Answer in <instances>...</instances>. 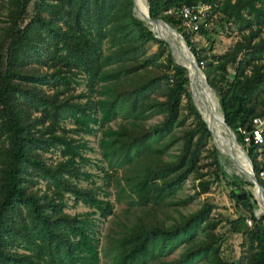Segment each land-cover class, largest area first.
Masks as SVG:
<instances>
[{"label": "trees", "instance_id": "obj_1", "mask_svg": "<svg viewBox=\"0 0 264 264\" xmlns=\"http://www.w3.org/2000/svg\"><path fill=\"white\" fill-rule=\"evenodd\" d=\"M31 1L0 0V264H99L91 213L64 211L65 197L103 218L112 204L79 184L86 176L80 167L85 145L60 126L67 119L85 132H91L89 123L99 125L100 153L114 173L123 172L138 208L112 239L106 264H264V214L256 219L250 203L245 210L251 226L243 216L227 221L228 230L244 240L235 263L219 254L208 202L165 221L164 209L175 204L172 197L189 174L196 178L194 195L208 190L198 168L210 134L191 102L186 69L169 50L162 55L165 43L132 16L131 0H34L28 16ZM145 1L151 18L164 20L185 40L256 175L255 147L243 145L239 130L263 113L264 0ZM198 2L241 32L230 51L212 60L167 12ZM198 33L205 35L206 28L200 25ZM149 41L156 50L142 53ZM76 73L84 75L86 93H67ZM181 96L193 123L182 129L179 151L165 159L172 144L166 138L181 125ZM157 113L161 120L145 125ZM56 147L60 158L48 162L44 154ZM210 154L214 172L224 175L215 148ZM35 178L44 181L42 190L33 188ZM226 183L234 186L236 202L238 185L252 186L247 180ZM179 247L176 257L165 259Z\"/></svg>", "mask_w": 264, "mask_h": 264}, {"label": "rangeland", "instance_id": "obj_2", "mask_svg": "<svg viewBox=\"0 0 264 264\" xmlns=\"http://www.w3.org/2000/svg\"><path fill=\"white\" fill-rule=\"evenodd\" d=\"M33 1L34 0H32L27 6L28 16L32 13ZM139 3L143 8V1L139 0ZM167 12L171 13L169 11ZM204 19V27L206 28L207 33L205 35L196 33L193 35V38L197 47H200V53L204 55L205 58L212 60L213 57L215 58L216 56L230 51L235 41L240 39L241 32H239L236 25L230 21H218L216 11H213L212 9H209L205 14ZM158 37L160 36L158 35ZM106 45L105 42L102 44V50L104 53L107 52ZM156 48L157 44L149 41L143 46L141 52L149 54L154 52ZM166 49L169 50L168 45L165 43V46L161 48L163 56L166 53ZM69 87L71 88L67 91L69 94L74 95L80 92L86 93L84 75L82 73H76L71 78ZM186 88L189 91L188 85ZM161 117L162 114L160 113L151 115L146 119L145 125L154 124L160 121ZM179 120L181 121V125L176 127L172 134L170 136L168 135L166 138V141L172 140V144L164 155L165 159L173 158L174 154L179 151L181 144L179 136L181 131L183 128L192 126L193 123L192 116L189 115L185 109L184 96H181ZM114 124V122H110L111 126H114ZM60 126L66 129L68 135H71L76 141L85 145L81 148V155L85 159L80 163V167L82 171L86 173V176L80 178L79 184L86 187H93L99 198L108 200L112 204V213L103 218L100 217L98 212L93 208H89L82 203L73 204L70 196L65 197L66 204L64 211L70 214L84 212L91 213L88 214V217L90 218L93 231L98 239L99 264H106L109 261L112 250V239L121 233L123 226L128 224V220H131L132 216L138 212V208L131 203L128 197V190L125 188L126 186H124L122 178L123 172L118 170L114 173V171L108 167L106 160L100 153L98 140L101 136V128L99 125L89 123L91 132H85L74 128L73 121L67 119L61 122ZM212 147L215 148L211 137H209L205 142L204 149H200L199 152L198 169L203 173L202 179H205L208 182V190L205 193L194 195L196 178L194 174H189L172 197V201H174L175 204L169 205L164 209V213H166L164 217L166 219L165 221H168L173 217H178L180 214L192 212L199 208L203 202H208L211 206L210 218L217 221L214 232L218 235L219 254L224 260L230 263H235L240 256L243 248L241 245L244 240L240 234L232 233L228 230L227 221L234 219L237 216H243L246 225L251 226L252 222L249 215L252 214L258 219L262 213L253 194L252 186L239 184V189L236 190V193H244L245 197L243 199L251 204L252 211L250 214L245 208L241 207L240 199L242 198L237 199L238 201L236 202L231 197V190L234 186L228 185L226 181L232 179L238 184V182H242L246 179L242 178L239 174L237 175L233 160L230 159L229 161L224 156H221L216 148L218 163L222 172L225 174L223 175L221 172L215 173V166L211 163L212 157L210 149ZM44 156L47 157L48 162L51 160H58L60 158L59 148H52L51 151L45 153ZM120 184L124 186L123 191L120 190ZM33 188L42 190L44 188V181L35 178ZM181 250V247L177 248L171 254L166 256L165 259L176 257Z\"/></svg>", "mask_w": 264, "mask_h": 264}, {"label": "bare ground", "instance_id": "obj_3", "mask_svg": "<svg viewBox=\"0 0 264 264\" xmlns=\"http://www.w3.org/2000/svg\"><path fill=\"white\" fill-rule=\"evenodd\" d=\"M142 1L144 3V9L140 6L139 0H134V10L136 16L142 17L147 13L146 1ZM145 22L150 26L151 29L146 25ZM145 22H143V24L149 30H152L156 34L157 38L161 37L162 40L168 42L169 45L174 47L175 51L174 35L169 29L156 22ZM158 35L160 37H158ZM175 55L176 61L180 64L185 65L187 68V72H189V87L191 95L195 105L199 109V112L201 113L211 130L212 143L217 148L219 154L227 158L229 161L230 159L233 160L235 172L237 173V175L239 174L242 178L245 179L247 174L246 172L248 170V164L244 157V153L241 148L232 141V138L223 127L217 102L215 101L213 93L204 85L202 75L199 69L196 67L194 59L187 53H185L184 56H179L177 52Z\"/></svg>", "mask_w": 264, "mask_h": 264}, {"label": "built area", "instance_id": "obj_4", "mask_svg": "<svg viewBox=\"0 0 264 264\" xmlns=\"http://www.w3.org/2000/svg\"><path fill=\"white\" fill-rule=\"evenodd\" d=\"M209 9V5L198 2L194 6L182 5L178 8L169 10V12L180 19L182 28L190 34L189 41L193 42L195 41L193 35L198 33L199 26L205 25L204 17ZM239 133L245 147L250 144L255 147L257 168L256 175L254 176L257 181L264 182V107L261 115L251 119V127L248 130H239ZM262 191L264 193L263 187Z\"/></svg>", "mask_w": 264, "mask_h": 264}, {"label": "water", "instance_id": "obj_5", "mask_svg": "<svg viewBox=\"0 0 264 264\" xmlns=\"http://www.w3.org/2000/svg\"><path fill=\"white\" fill-rule=\"evenodd\" d=\"M131 3H132V6H131V13H132V16L135 17L136 19L142 21V22H145V21H151V22H156V23H159L161 24L163 27L169 29L173 35H174V46H175V51H174V47H172L171 45L168 44V42H166L165 40H162L160 38H158L159 40L163 41L164 43H166L168 45V48H169V53L171 55V57L176 61V53L178 52L179 56H184L185 53L189 54L193 59V55L192 53L190 52L189 50V47L186 45V42L185 40L183 39V37L180 35L179 32H177L175 29H173L170 25H168L164 20L160 19V18H151L148 14V10H147V13L145 16H136L135 15V5H134V0H131ZM146 8H147V3H146ZM151 31V30H150ZM152 32V31H151ZM153 34V33H152ZM154 36V34H153ZM156 37V36H154ZM157 38V37H156ZM195 61V59H194ZM177 64L181 65L182 67H184L186 69V76H187V80H188V83H189V80H190V75H189V72H187V68L185 65L183 64H180L176 61ZM195 64H196V61H195ZM196 67L199 69L201 75H202V80H203V83L204 85L213 93L214 95V98H215V101L217 102V105H218V101H217V97H216V94H215V91L213 88H211L207 82H206V79H205V76L204 74L202 73L201 69L197 66L196 64ZM189 92H190V97H191V102L194 106V108L196 109V111L198 112L201 120L204 122L207 130L209 131V134H210V137L212 139V133H211V130L209 128V126L207 125L205 119L203 118V116L201 115V113L199 112V109L197 108V106L195 105L194 101H193V98L191 96V91L189 89ZM218 108H219V105H218ZM219 113H220V116H221V123L223 125V127L226 129L227 133L230 135V137L232 138V141L235 142L240 148L241 150L243 151L244 153V150L243 148L240 146V144H238L235 140V134L234 132L224 123V120H223V117H222V113L220 111V108H219ZM214 145V144H213ZM216 148V147H215ZM217 149V148H216ZM244 157L247 161V164H248V170H247V174H246V180L249 181L252 185V191H253V194L255 196V199H256V202L258 204V206L260 207V210H261V213L264 214V193L262 191V187L260 186V184L258 183L257 179L255 178L253 172H252V167H251V162L250 160L248 159V157L246 156V154L244 153ZM245 197V194L244 193H237L236 194V198L237 199H240V205L241 207L243 208H246L247 205H248V201L243 199Z\"/></svg>", "mask_w": 264, "mask_h": 264}]
</instances>
